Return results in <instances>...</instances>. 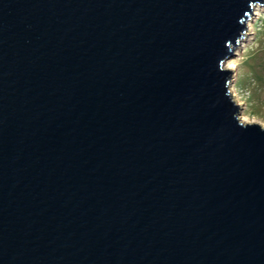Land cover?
Masks as SVG:
<instances>
[{"label":"water","instance_id":"obj_1","mask_svg":"<svg viewBox=\"0 0 264 264\" xmlns=\"http://www.w3.org/2000/svg\"><path fill=\"white\" fill-rule=\"evenodd\" d=\"M263 3L0 0V264H264Z\"/></svg>","mask_w":264,"mask_h":264},{"label":"rangeland","instance_id":"obj_2","mask_svg":"<svg viewBox=\"0 0 264 264\" xmlns=\"http://www.w3.org/2000/svg\"><path fill=\"white\" fill-rule=\"evenodd\" d=\"M227 64L233 72L232 95L242 105L241 120L264 126V3L254 6L241 45Z\"/></svg>","mask_w":264,"mask_h":264},{"label":"bare ground","instance_id":"obj_3","mask_svg":"<svg viewBox=\"0 0 264 264\" xmlns=\"http://www.w3.org/2000/svg\"><path fill=\"white\" fill-rule=\"evenodd\" d=\"M227 65H228V64H227ZM226 67H228V68H230V69L232 68L231 64H229V65H228V66H226Z\"/></svg>","mask_w":264,"mask_h":264}]
</instances>
